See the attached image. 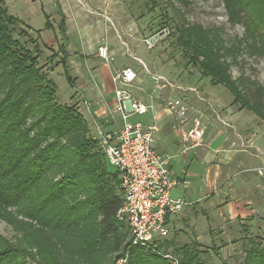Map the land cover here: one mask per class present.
<instances>
[{
    "label": "trees",
    "instance_id": "1",
    "mask_svg": "<svg viewBox=\"0 0 264 264\" xmlns=\"http://www.w3.org/2000/svg\"><path fill=\"white\" fill-rule=\"evenodd\" d=\"M223 1L228 21L243 26V36L229 41L220 28L183 17L175 25L176 43L213 86L229 90L234 105L264 120V85L232 73L245 52L264 59V0ZM19 25L23 21L0 0V219L22 232L16 241L0 232V264H117L120 257L128 264H207L201 256L208 250L198 242L173 251L167 237L133 244L128 223L117 217L124 202L118 172L108 171L76 105L57 100L50 77L55 67L74 84L66 46L52 51L58 59L47 71L36 40L29 37V48L15 39L17 32L28 35ZM59 28L65 32V17ZM245 253L237 264H264L260 241L250 239Z\"/></svg>",
    "mask_w": 264,
    "mask_h": 264
},
{
    "label": "rangeland",
    "instance_id": "2",
    "mask_svg": "<svg viewBox=\"0 0 264 264\" xmlns=\"http://www.w3.org/2000/svg\"><path fill=\"white\" fill-rule=\"evenodd\" d=\"M5 3L9 11L23 21L19 30L25 29L28 33L20 36L17 32L15 39L29 48L33 47V43L28 42L29 37L36 40L42 50L40 65L45 66V70L51 71L58 59L51 57L58 44L46 24L49 20L54 25L60 35L58 43L66 42L58 29L65 17L68 33L72 38L76 35L80 38V43L73 39L72 48L96 57L102 64L110 65L113 71L127 67L136 70L138 78L128 88L132 94L145 96L150 101L154 97L168 112L179 108L182 122L194 109L197 111L192 119L194 125L200 118L203 125L209 126L206 121L211 115L218 118L224 114L226 120L220 121L228 134L226 148L238 153V157L234 165H229L226 173L221 174L222 179L201 205L190 204L172 217L167 236L173 242L170 251L198 242L202 244L201 249L208 250L201 256L207 264H237L244 260L245 245L250 239L264 246V120L234 105L229 90L222 85L213 86L210 78L188 63L184 51L176 43L175 25L183 17L205 28H220L229 41L243 36L244 27L233 26L228 21L223 0H5ZM32 28L39 31L42 38ZM147 39L155 44L153 48H148ZM101 45L109 47L113 59L104 60L98 56ZM68 65L74 78L73 86L69 85L61 65L50 72L58 86L57 100L61 104L76 105L89 124L90 134L97 140L98 127L114 130L118 123L113 119L119 118L113 110L110 114L113 99L103 96L106 92L97 77L100 65L79 56H73ZM232 73L234 77L244 75L264 85V59L245 52L239 55V63L233 66ZM110 80L108 87L114 95L116 88ZM182 95L189 99H181V104L176 105L175 101ZM90 101L96 106L100 101L101 106L107 104L110 115L97 116L89 111L90 105L86 102ZM107 168L116 173L108 159ZM216 193L218 199L212 203ZM179 194L182 193L177 187L173 195ZM0 232L13 241L22 235L2 219ZM120 259L116 258L117 264Z\"/></svg>",
    "mask_w": 264,
    "mask_h": 264
},
{
    "label": "built area",
    "instance_id": "3",
    "mask_svg": "<svg viewBox=\"0 0 264 264\" xmlns=\"http://www.w3.org/2000/svg\"><path fill=\"white\" fill-rule=\"evenodd\" d=\"M146 43L150 49L155 46L151 39ZM98 56L104 60L113 59L106 45L99 46ZM137 78L138 73L131 67L114 74L115 110L121 114L122 124L116 131L99 126L97 140L106 158L115 166L124 191V202L117 217L128 223L133 244L146 246L155 238L167 237L168 219L172 221V217L190 203L173 195L181 180L172 169L173 156L156 147L157 124L131 120L149 111V107L128 89ZM175 104H181V99ZM204 134L205 127L197 119L194 127L184 135V141L191 142L192 147L200 145ZM191 146H186L185 151ZM183 184L187 187L189 181L183 180ZM118 264H126V259H120Z\"/></svg>",
    "mask_w": 264,
    "mask_h": 264
},
{
    "label": "crops",
    "instance_id": "4",
    "mask_svg": "<svg viewBox=\"0 0 264 264\" xmlns=\"http://www.w3.org/2000/svg\"><path fill=\"white\" fill-rule=\"evenodd\" d=\"M65 24H66L65 32L61 31L59 27L58 29L60 33L65 36L64 38L66 39V42L58 43V41L60 40V35L58 34L57 31H55V27L53 24H51L52 26L47 30L52 29L58 47L61 44H64L66 46V49L69 52L68 62L69 60H71L73 56L76 57L79 56L83 60H88L92 62L94 61L95 63H98V65H100L98 68L97 77L103 92L104 93L106 92L105 94H103V96L104 95L106 96L105 99H110V97L111 99H113L111 102L112 108L110 109V114L111 111L113 110V112H115V116L117 117L119 116V118L114 117L113 119V121L117 122L118 125H116L114 130H108V131H116L122 124V117L121 114L116 112L115 110L116 109L115 94L112 95L113 92H111L110 88L108 87V82L110 79H111L110 82H114L113 78L116 71H113V69L109 67L110 65H107L106 63L102 64L100 62L101 60L97 59L96 57H89L88 54H84L83 52H81L82 50L75 49V47L72 48L73 45L75 44V43L73 44V39L75 38L76 42L80 43V38L78 35H76L78 37L75 36L72 38L67 31L68 25L66 21ZM31 30L36 33L35 28H32ZM38 37L42 38L41 33L40 35H38ZM114 85L116 88L117 85L115 82ZM134 96L149 107V111L145 115L135 116V118L145 123H149V122L156 123L158 127V131L156 134L157 149L160 152L169 153L173 156L171 166L174 173L181 180V182L177 187H180V192L182 194L181 195L179 194L177 196L184 198L186 201H188V203H190L191 205L193 204V206L201 205V202L208 197L207 195H209V192L213 190L212 188H216L217 182L220 181V179H222L223 175L221 174L226 173V171L230 168L229 165H234L233 162L238 157V153L226 148L227 146L226 139L228 137V134L226 133V130L220 121V120H226L225 115L223 114L222 117L218 116V118L214 115H211L206 121L209 124V126H207L206 123L203 125L205 127V134L203 137L202 144L195 145L194 147H192L191 142L184 141V135L194 127V124L192 123V119L194 117L193 115L196 114L195 112H197L196 110L194 111L193 109L192 113L191 111L188 112L185 122H182L183 116L178 115L179 113L182 112V110H180L179 108L175 109L174 110L175 112L174 111L168 112L162 107L161 104H159V102H156V100L153 99L154 97L151 98L152 100L150 101V99L142 95L141 96L138 95L139 97L136 95ZM180 99L186 101L189 98L188 96L182 95ZM100 102H98L99 106L94 105L92 101L86 103L87 105L89 103L90 105L89 111L94 112L95 115L108 116L109 114L108 105L103 103L104 106H101ZM185 103L187 104L188 107V102ZM151 107H153L154 109V110L152 109L153 111L150 109ZM184 114L186 113L184 112ZM180 117H182V119H180ZM211 119L213 121L212 123H210ZM104 129L107 130L106 127ZM186 146H191V148L188 151H185ZM183 180L189 181L187 187H185V185L183 184ZM217 199H218V193H216L213 196L212 203H215Z\"/></svg>",
    "mask_w": 264,
    "mask_h": 264
}]
</instances>
